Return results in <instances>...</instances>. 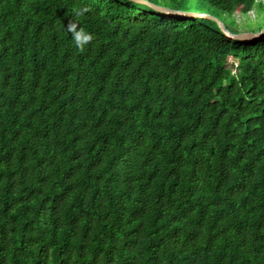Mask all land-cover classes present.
Here are the masks:
<instances>
[{"label":"trees","instance_id":"trees-1","mask_svg":"<svg viewBox=\"0 0 264 264\" xmlns=\"http://www.w3.org/2000/svg\"><path fill=\"white\" fill-rule=\"evenodd\" d=\"M143 1L0 0V264H264L259 1Z\"/></svg>","mask_w":264,"mask_h":264},{"label":"clouds","instance_id":"clouds-1","mask_svg":"<svg viewBox=\"0 0 264 264\" xmlns=\"http://www.w3.org/2000/svg\"><path fill=\"white\" fill-rule=\"evenodd\" d=\"M91 11L92 9L86 5L75 6L71 9L75 19L69 23L67 32L72 34L73 44L80 52L85 51L86 46L90 45L94 39L90 32L86 31L84 27H80V19Z\"/></svg>","mask_w":264,"mask_h":264},{"label":"rangeland","instance_id":"rangeland-1","mask_svg":"<svg viewBox=\"0 0 264 264\" xmlns=\"http://www.w3.org/2000/svg\"><path fill=\"white\" fill-rule=\"evenodd\" d=\"M259 4L249 15L235 14L237 24L232 25V29L240 32L257 31L258 26L264 25V0H258ZM201 7V6H200ZM199 7V8H200ZM261 24V25H259Z\"/></svg>","mask_w":264,"mask_h":264},{"label":"water","instance_id":"water-1","mask_svg":"<svg viewBox=\"0 0 264 264\" xmlns=\"http://www.w3.org/2000/svg\"><path fill=\"white\" fill-rule=\"evenodd\" d=\"M131 1H135L138 3H142L144 5H148L149 7H151L152 9L159 11L163 14L166 15H171V16H184V17H190V16H200L203 18H207L206 15H203L201 13H195V12H188V11H177V10H172V9H168V8H164L158 5H154V4H150L146 1L143 0H131ZM258 30V29H257ZM223 33L228 36V37H234V38H246L247 36H253L254 31H247V32H233L231 30H227V29H223L222 30ZM262 31H264V29H262Z\"/></svg>","mask_w":264,"mask_h":264}]
</instances>
